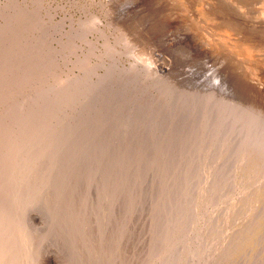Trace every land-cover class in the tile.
<instances>
[{
  "label": "rangeland",
  "instance_id": "obj_1",
  "mask_svg": "<svg viewBox=\"0 0 264 264\" xmlns=\"http://www.w3.org/2000/svg\"><path fill=\"white\" fill-rule=\"evenodd\" d=\"M217 2L0 0V257L264 264V51L198 74L164 42L223 50Z\"/></svg>",
  "mask_w": 264,
  "mask_h": 264
},
{
  "label": "bare ground",
  "instance_id": "obj_2",
  "mask_svg": "<svg viewBox=\"0 0 264 264\" xmlns=\"http://www.w3.org/2000/svg\"><path fill=\"white\" fill-rule=\"evenodd\" d=\"M118 1V0H117ZM216 1H218L216 4H220V6L219 7H215V6H213V8H211V9H213V11H215L216 10V13L215 12H213V11H211V10H208V9H206V7H200V10L198 11V13H200L201 14V16H204L205 18H207L208 20H211V22L213 21V24L215 23V21H216V18L218 17H220L222 14H224V16H223V18L225 19V21H224V19H223V21H219L220 22V25H221V27H222V30L221 31H223L222 33H221V35L223 34L225 37H228L229 39H231V41H230V43H227L226 45H224V49L222 50V47L220 46L221 44H219V43H216V42H213V41H215V40H213L211 37L213 36H209V35H207V36H205L206 38L205 39H201L200 40V42H198L199 40H197L196 41V39H195V37L194 38H191V37H189L190 36V34L189 35H182V36H179V35H181V33H179V35L178 34H176L177 36H173V33L171 32V33H169L168 32V34H172L171 35V37L169 38V37H167V39L166 40H164V39H162V40H164V42L166 41V43L165 44H171V47L172 46H177V44H179V43H183V42H185L186 40V42H185V44L183 45V46H185L186 44L188 45L187 46V48H181L180 50H177V52L176 53H178L179 55H180V58H182V59H186V61L187 60H189L190 58L192 59V61L196 64H199V65H197L195 68H197V69H195V71L199 74V70H201L200 68H202L201 66H205V67H210V68H207V70L205 69V74L206 73H208L209 71H210V69H214V68H216L217 66H219V64H223V68H225V66H224V64H226L227 66L229 65L230 67L231 66H238V65H241V66H244V65H242L243 63H247V65H249V64H251V63H249L248 64V60L249 59H251V58H255V55H257V54H259V53H256L258 50H261V51H264V0H253V2H252V4L250 5V7L248 8V7H246L245 6V4H246V1H243V0H216ZM203 2V1H202ZM120 3V2H119ZM118 3V4H119ZM207 3V2H206ZM211 3V2H210ZM209 3V4H210ZM212 4V3H211ZM214 5V4H213ZM209 6V5H208ZM207 6V7H208ZM120 7V6H119ZM122 7V6H121ZM185 7V6H184ZM188 7V6H187ZM214 7H215V9H214ZM118 8V7H117ZM209 8V9H210ZM214 13V14H213ZM199 15V14H198ZM172 16V15H171ZM179 17V16H178ZM185 17V16H184ZM214 17V18H213ZM226 17V18H225ZM177 18V17H176ZM204 18V19H205ZM196 19V18H195ZM207 19H205V20H207ZM213 19V20H212ZM140 20V19H139ZM166 20V19H165ZM169 20H170V18H169ZM189 20V19H188ZM220 20V19H219ZM184 21V20H183ZM190 21V20H189ZM207 22V21H206ZM169 25V24H168ZM170 25H172V24H170ZM205 24H203V26H204ZM207 25V24H206ZM212 25V24H211ZM218 25H219V23H218ZM239 25V26H238ZM159 26V25H158ZM217 26V25H216ZM213 29V28H212ZM202 30H204V28L202 29ZM211 30V29H210ZM185 32V31H184ZM217 32H218V30H217ZM220 33V32H219ZM168 34H166L167 36H168ZM208 34H210V33H208ZM213 34V33H212ZM218 34V33H217ZM175 35V34H174ZM170 36V35H169ZM173 36V37H172ZM192 36V35H191ZM198 36V35H197ZM231 36V37H230ZM164 37V36H163ZM216 37V36H215ZM211 38V39H210ZM214 38V37H213ZM216 38H218V37H216ZM232 38H233V41H232ZM161 39V38H160ZM207 39V40H206ZM208 39H210L211 41H209ZM157 40V39H156ZM185 40V41H184ZM224 40V42H226V41H228V40H226L224 37L223 38H221V39H217V41H220L222 44H223V41ZM181 41H183V42H181ZM132 42V41H131ZM229 42V41H228ZM232 44V46H230ZM212 46L214 47V48H216V50H217V56H218V54H220V58H219V60H217V62L215 61L216 59L215 58H217L216 56H215V52H214V48H213V51H211L210 49L212 48ZM229 46V49L228 48H226V47H228ZM162 47V46H161ZM221 47V48H220ZM177 48V47H176ZM173 49H175V48H173ZM172 49V50H173ZM150 50V49H149ZM209 50V51H208ZM215 50V51H216ZM228 50V51H227ZM214 52V53H213ZM236 54V55H245V58H246V56H247V61H243V60H246V59H243L242 57H241V59H239L236 55H234V53ZM173 53V52H172ZM256 53V54H255ZM264 53V52H263ZM175 54V53H174ZM177 54V55H178ZM187 54V55H186ZM168 55H169V53H168ZM178 55V56H179ZM241 55V56H242ZM166 56V55H165ZM171 56V55H170ZM185 56V57H184ZM259 56V55H258ZM262 56V55H261ZM190 57V58H189ZM174 58V57H173ZM249 58V59H248ZM259 59H260V56L258 57ZM256 59V61H257V58H255ZM264 59V58H263ZM263 59H262V61H263ZM170 60V59H169ZM180 60V59H179ZM252 61V60H251ZM250 61V62H251ZM255 61V62H256ZM194 63H193V66H195L194 65ZM257 63H258V61H257ZM256 63V64H257ZM176 64V63H175ZM260 64V63H259ZM261 65H263V63L261 64ZM261 65H259L260 67H261ZM177 66V65H176ZM250 66V65H249ZM252 66H254V65H251V67ZM257 66V65H256ZM255 66V67H256ZM239 67V66H238ZM245 67H246V65H245ZM250 67V68H251ZM259 67V69L261 70V68ZM254 67H252V69H253ZM256 68H258V67H256ZM189 69H191V67H189ZM183 70V69H180L181 70V72H182V70H183V76H184V74L186 75V76H184L185 77V79L183 78V82L185 81L186 82V80H187V82L189 83V81H190V79H191V77H189V76H191L190 74L191 73H193V69H191V70ZM241 69V68H240ZM243 69H244V67H243ZM249 70V71H251L250 69H249V67H246V69H244V70H242L243 71V73L245 72V70ZM255 69V68H254ZM224 70V69H223ZM228 70V69H227ZM236 70V69H235ZM238 70V69H237ZM218 72H220L221 71V69L218 67V70H217ZM216 71V72H217ZM225 71H226V68H225ZM225 71H223V72H225ZM239 71H241V70H239ZM238 71V72H239ZM255 71H257V70H255ZM202 72V73H203ZM215 72V71H214ZM232 72V71H231ZM201 73V74H202ZM210 73V72H209ZM212 73H213V71H212ZM235 72L233 71V74H234ZM240 73H242V72H240ZM240 73L238 74L237 73V75H240ZM247 74H249V72L247 71L246 72ZM251 73H252V71L250 72V74L249 75H251ZM187 74H189V75H187ZM232 74V77H231V75H230V77H231V79L235 76V75H233ZM247 74H244V76L246 75L247 76ZM203 75V74H202ZM209 74H207V76H208ZM218 75V74H217ZM243 75V74H242ZM248 75V77H250ZM214 76H215V74H214ZM219 76V75H218ZM217 76V77H218ZM225 76V75H224ZM228 76V75H227ZM226 76V77H227ZM213 77V76H212ZM216 77V76H215ZM230 77L228 78L229 80H231L230 79ZM238 77V76H237ZM204 78H207V77H203V79ZM208 78H210V76L208 77ZM204 79V80H209V79ZM214 78V77H213ZM234 78H236V76L234 77ZM227 79V78H226ZM229 80H227V81H229ZM235 80V79H234ZM233 80V81H234ZM224 81H226L225 80V78L223 79V82ZM233 81H232V83H233ZM236 81H238V79L236 80ZM235 81V82H236ZM206 82V81H205ZM210 82V81H209ZM245 82V81H244ZM193 83V82H192ZM215 83V82H214ZM240 84H243V83H241V82H239ZM183 84V83H182ZM202 84V83H201ZM205 84H207V83H205ZM236 84V83H235ZM238 84V83H237ZM239 84V85H240ZM234 85V84H233ZM243 85H245V84H243ZM256 85V84H255ZM212 86V85H211ZM215 86V85H214ZM217 87H219L218 85H216ZM224 86V85H223ZM217 87H215L214 89H216ZM220 89H221V87H220ZM227 89V88H226ZM249 89V88H248ZM222 90V89H221ZM235 90H236V88H235ZM234 90V91H235ZM240 90V88L238 89V90H236L237 91V93H238V91ZM242 90V89H241ZM240 90V91H241ZM216 91V90H215ZM233 91V90H232ZM259 92V91H258ZM217 93V92H216ZM219 94L221 93V92H218ZM230 94V93H229ZM220 95H222V93L220 94ZM232 95H234V94H232ZM27 97V96H26ZM234 101V100H233ZM223 109H224V107H223ZM224 111V110H223ZM17 139V138H16ZM17 149V148H16ZM1 175V174H0ZM4 208V207H3ZM5 209V208H4ZM5 214V213H4ZM3 217V216H2ZM4 218H5V215H4ZM4 220V219H3ZM2 220V221H3ZM5 221V220H4ZM4 223V222H3ZM1 233V232H0ZM10 234V233H9ZM1 235V234H0ZM14 236V235H13ZM21 237V236H20ZM3 239V238H2ZM26 240H28V239H26ZM0 241H1V237H0ZM3 242L5 241V239L4 240H2ZM1 241V242H2ZM19 241V240H18ZM22 241V240H21ZM20 241V242H21ZM0 242V243H1ZM1 243L0 244V248H2L3 247V244L6 242H4V243ZM22 242H25V241H22ZM27 242V241H26ZM6 244V243H5ZM24 245V244H23ZM2 246V247H1ZM5 246V245H4ZM27 246H28V244H27ZM26 246V247H27ZM18 247H20V246H18ZM17 247V248H18ZM22 248V247H21ZM3 249V248H2ZM20 250V249H19ZM8 249H7V251H6V253H4V255H2L0 258H1V263L2 264H11V260L9 261V258H8V256L10 257V251H9V254H7L8 253ZM11 251H12V249H11ZM25 251V250H24ZM28 251H30V250H28ZM12 252H14V251H12ZM20 252V251H19ZM29 253V252H28ZM17 254V253H16ZM24 254V253H23ZM7 256V257H6ZM22 256V255H21ZM30 257V256H29ZM28 257V258H29ZM14 259H15V257H14ZM37 260V259H36ZM32 261V260H31ZM15 262V261H14ZM17 262V261H16ZM21 263V262H20ZM26 263H29V262H26ZM33 263L35 264V262L33 261ZM32 262L30 263V264H33ZM17 264H19V263H17ZM36 264H38V263H36Z\"/></svg>",
  "mask_w": 264,
  "mask_h": 264
}]
</instances>
